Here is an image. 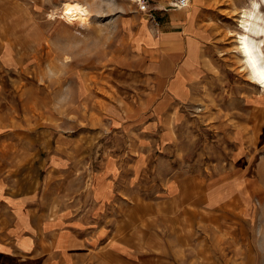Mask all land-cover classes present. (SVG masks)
<instances>
[{"label":"rangeland","instance_id":"374dc122","mask_svg":"<svg viewBox=\"0 0 264 264\" xmlns=\"http://www.w3.org/2000/svg\"><path fill=\"white\" fill-rule=\"evenodd\" d=\"M64 1L0 0V193L71 231L48 261L264 264V91L238 50L264 0H77L84 28L58 18ZM171 22L203 55L179 102Z\"/></svg>","mask_w":264,"mask_h":264},{"label":"crops","instance_id":"0c3cea01","mask_svg":"<svg viewBox=\"0 0 264 264\" xmlns=\"http://www.w3.org/2000/svg\"><path fill=\"white\" fill-rule=\"evenodd\" d=\"M174 22H171L174 27H182V29L172 32V34L163 33L164 44L162 47L166 50L172 48L175 51H179L178 54H180L186 46V54L183 57L185 59L181 61L178 69L173 68V72L176 74V82L189 91L191 86L188 85L190 82L192 83V80L199 77V73H201L199 65L203 57L202 49L200 48L199 37L196 38L197 36L194 34L190 35L193 40L184 41L183 36L186 31L183 28L186 27L187 23L184 26ZM188 33H190L189 29ZM170 93L175 100L174 102L183 100L182 97L185 96H187V99L191 98L190 91L186 94L184 93V96L182 95L181 97L176 95L172 89ZM140 162L141 164H146L144 159ZM194 194L192 192L187 194L185 203L205 198L208 201V204L204 205V208L207 206L206 210L215 208L216 204L219 206L225 200L224 196L217 197L214 194ZM182 200L178 199V202ZM215 200L216 203L212 204L211 201L215 202ZM36 206L37 202L32 194L27 197L0 193V264H52L48 261V255L56 249H59V253L62 252L64 255L66 250L70 248L68 239L71 231L67 229L59 232L50 224L45 226V222L42 220V217H45L44 213H39ZM41 231L50 233L45 236L41 234Z\"/></svg>","mask_w":264,"mask_h":264},{"label":"bare ground","instance_id":"6f19581e","mask_svg":"<svg viewBox=\"0 0 264 264\" xmlns=\"http://www.w3.org/2000/svg\"><path fill=\"white\" fill-rule=\"evenodd\" d=\"M256 10L260 12L257 6L255 8ZM255 11L242 12L241 25L243 31L238 36V50L250 73L251 79L264 91V61L262 50L264 45V19L256 15ZM93 16V11L86 4L77 0H65L62 3L58 18L62 19L68 25L77 24L84 28L91 23ZM56 17L57 15H50L51 19Z\"/></svg>","mask_w":264,"mask_h":264},{"label":"built area","instance_id":"2783aa9c","mask_svg":"<svg viewBox=\"0 0 264 264\" xmlns=\"http://www.w3.org/2000/svg\"><path fill=\"white\" fill-rule=\"evenodd\" d=\"M189 1L188 0H179L177 1V7L178 8H185L188 6Z\"/></svg>","mask_w":264,"mask_h":264}]
</instances>
